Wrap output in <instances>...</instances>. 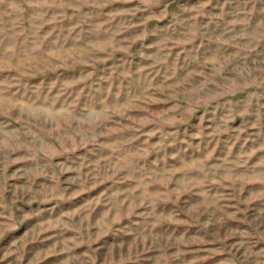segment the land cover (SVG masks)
Masks as SVG:
<instances>
[{"label": "rangeland", "instance_id": "374dc122", "mask_svg": "<svg viewBox=\"0 0 264 264\" xmlns=\"http://www.w3.org/2000/svg\"><path fill=\"white\" fill-rule=\"evenodd\" d=\"M0 264H264V0H0Z\"/></svg>", "mask_w": 264, "mask_h": 264}]
</instances>
